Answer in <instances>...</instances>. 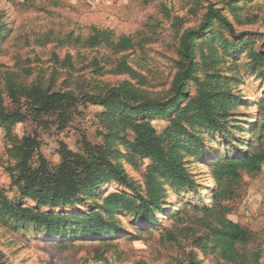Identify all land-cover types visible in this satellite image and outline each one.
<instances>
[{
    "label": "rangeland",
    "instance_id": "obj_1",
    "mask_svg": "<svg viewBox=\"0 0 264 264\" xmlns=\"http://www.w3.org/2000/svg\"><path fill=\"white\" fill-rule=\"evenodd\" d=\"M210 5L221 8L236 33L248 34L239 40L249 39L243 51L234 53L236 59L223 54L215 64L214 69L227 81L223 87L235 101L227 107L228 117L220 119V125L226 120V126L204 133V152L184 158L196 188L182 189L179 194L168 191L165 206L169 209L154 211V224L117 213L113 219L116 228L99 236L52 238L31 225L25 227L16 221L9 225L0 220V259L5 264H193L194 260L200 264H230L209 245L206 251L197 245L206 238L208 229L200 219L208 218L204 207L213 203L208 194H214L216 187L232 190L231 197L222 200L231 208L227 216L235 222L242 220L240 224L253 233L249 242L237 245L240 261L243 256L248 264H264V223L257 222L262 202L256 208L258 212L249 209L254 204L252 185L260 173L243 172L236 181L217 184L210 167L224 153L226 130L231 135L228 148L235 154H240L243 141L264 150V116L256 112L257 103L264 100V80L249 65L252 53L264 52V0H235L234 9L229 0H0V30L8 26L0 35V103L6 110H15L25 102L21 95L11 97L10 81L60 88L67 70L62 60L67 54L72 56L74 78L86 84L83 88H89L90 94L104 92L127 80L152 97L167 96L179 58V37L184 30L199 26ZM93 28L111 30L114 40L129 36L134 47L121 50L104 43L88 47L85 43L74 44L69 38L86 37ZM223 36L232 40L225 30ZM199 50L197 47L192 59L198 66L203 61ZM203 50L206 52V48ZM203 78L200 73L199 79ZM187 87L186 97H195L194 83L191 81ZM185 102L186 99L182 104ZM101 110L92 104L80 105L63 128L54 116L42 115L37 121L28 116L15 124L13 134L34 136L38 148L33 160L41 154L53 166L59 162L62 144L80 152L83 141L103 142L99 134L102 124L95 116ZM151 125L160 133L167 120L154 118ZM9 146L0 129V189L9 200L34 206L31 199L21 198L12 182ZM117 147L123 154L117 159L128 177L143 183L151 162L127 154L128 147ZM121 189L110 183L101 188V198L88 197L82 205L67 209L75 213L93 211L104 196Z\"/></svg>",
    "mask_w": 264,
    "mask_h": 264
},
{
    "label": "trees",
    "instance_id": "obj_2",
    "mask_svg": "<svg viewBox=\"0 0 264 264\" xmlns=\"http://www.w3.org/2000/svg\"><path fill=\"white\" fill-rule=\"evenodd\" d=\"M229 2L234 9L235 0ZM7 27L0 30V35ZM224 30L232 40L223 36ZM244 35L248 34L236 33L221 8L210 5L198 27L181 33L176 72L169 94L163 97H152L127 80L104 92L90 94L89 88H83L86 84L74 78L75 68L70 54L62 60L67 70L58 89L43 87L41 83L25 85L10 81L11 97L21 95L25 102L18 104L15 110H6L0 103V129L9 140L7 154L13 161L12 166H8L9 174L21 198H29L35 205L26 206L19 200H9L0 189V220L9 225L13 221L25 227L31 225L52 238L99 236L111 232L116 228L113 219L117 213L154 224L157 221L154 211L169 209L165 206L168 191L179 194L182 189L196 188L184 158L204 152V133L220 131L226 126V120L220 125V119L228 117L227 107L234 103L235 98L223 87L227 83L225 76L220 77L214 67L223 54L236 59L234 53L243 51L249 39L239 40ZM69 38L74 44L85 43L88 47L104 43L125 50L135 44L125 35L114 40L109 29L93 28L86 37L70 35ZM197 47L203 59L200 66L192 61ZM251 58L249 65L264 80V52L252 53ZM200 73L204 74L202 80L199 79ZM54 79L55 76L52 83ZM191 81L197 88V94L187 98V86ZM84 104L102 108L95 116L102 124L99 134L103 136V142L92 144L83 141L80 152H73L62 144L58 151L59 162L53 166L41 154L33 160L38 148V140L34 136L13 134L15 124L28 116L35 121L42 115L54 116L63 128L76 115L78 106ZM256 112L264 116V100L257 103ZM158 117L167 120L160 133L151 125V120ZM228 132L226 130L223 134L227 142V146L223 145L224 153L210 166L217 184L224 180L236 181L243 172L258 174L264 162V150L249 146L246 141L240 144V154L230 151L228 142L231 135ZM119 144L128 147L127 154L151 162L143 183L128 177L118 160L123 155L117 147ZM110 183L122 189L108 193L101 204L94 202L100 205L95 210L75 213L67 209L82 205L88 197L100 196L101 188ZM231 195L232 190L217 187L214 194H208L209 201L213 203L204 207V215L208 218L200 219L206 223L208 231L202 244L197 245H201L199 247L203 251L209 245L230 264H248L243 256L240 261L237 245L249 242L253 233L228 218L231 208L222 204V200H228ZM0 264L5 262L0 259ZM193 264L200 262L194 260Z\"/></svg>",
    "mask_w": 264,
    "mask_h": 264
},
{
    "label": "crops",
    "instance_id": "obj_3",
    "mask_svg": "<svg viewBox=\"0 0 264 264\" xmlns=\"http://www.w3.org/2000/svg\"><path fill=\"white\" fill-rule=\"evenodd\" d=\"M259 173H260L259 177L257 178L256 182H254V184L252 185L253 186V190H252L253 192L251 191L252 192L251 198H252V200H254V204H252L249 207V209H251L255 212H258L256 208H257L259 202L260 203L262 202L261 205L259 206L260 209L258 208L259 213L261 215L257 219V222L264 223V166H262L261 171ZM246 214H247V212H246ZM240 222L242 223V220L238 221V223H240Z\"/></svg>",
    "mask_w": 264,
    "mask_h": 264
}]
</instances>
